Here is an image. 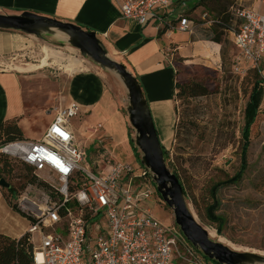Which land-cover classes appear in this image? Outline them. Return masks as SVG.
I'll return each instance as SVG.
<instances>
[{"label":"rangeland","instance_id":"374dc122","mask_svg":"<svg viewBox=\"0 0 264 264\" xmlns=\"http://www.w3.org/2000/svg\"><path fill=\"white\" fill-rule=\"evenodd\" d=\"M236 1L200 0L195 9L201 7L189 17L196 23L200 36L207 41L204 44L214 50L215 58L201 54L175 56L178 84L198 83L206 88L207 94H180L178 89L179 93L174 99L177 129L173 138L164 143L163 149L166 164L183 185L192 213L211 233V238L240 252L264 255V98L251 129L248 168L240 181L217 191L218 208L212 207V187L232 177L240 167L245 107L252 88V79L234 69L238 51L232 41V30L237 21L231 19L228 9ZM193 7L194 2L187 1L179 10L190 15ZM205 12L207 16L203 19ZM206 22H210V25L204 26ZM46 48L53 51L64 64L70 58L81 60L83 67L74 73L98 74L111 103L128 119V90L120 75L113 69L102 68L91 57L83 55L79 48L70 43L68 35L58 29L43 32L38 37L19 30L0 28V70L35 68L45 57ZM261 69L264 72V67ZM40 71L50 81L56 82V95H63L65 99L68 95V80L74 73L63 67L56 58H50L49 65ZM32 72L37 71L29 73ZM56 102L55 106H60V101ZM51 115L45 113L32 128L25 130L26 134L42 133ZM72 121L79 127L81 117L78 115ZM128 123L130 136L124 144L118 145L115 139H96L92 142V139L80 134L77 135L78 140L89 149L92 156L104 147L114 161L137 167L141 164L142 153L132 148L130 140L135 137L136 131L129 120ZM13 164V172L6 175L5 179L22 184L29 169L19 162ZM0 192L13 207L14 196L11 192L1 185ZM146 203L158 219L179 227L173 209L158 191ZM13 210L10 213L11 224L18 227L19 231H25L30 226L28 218L18 210ZM210 215H215L217 221L212 220ZM203 261L216 264L204 256Z\"/></svg>","mask_w":264,"mask_h":264},{"label":"built area","instance_id":"2783aa9c","mask_svg":"<svg viewBox=\"0 0 264 264\" xmlns=\"http://www.w3.org/2000/svg\"><path fill=\"white\" fill-rule=\"evenodd\" d=\"M118 1L122 16L142 26L160 19L158 10L184 4ZM253 1L264 5V0ZM230 13L238 20L232 30L238 51L234 69L240 74L250 68L263 73L264 12L238 4ZM193 25L181 15L171 29L193 32ZM48 112L53 118L41 139L0 147L3 154L33 167L48 185L29 184L13 201V208L30 222L24 234L34 264H206L179 227L165 224L147 206L157 193L149 168L114 161L104 147L92 156L79 142L72 121L79 115L76 104Z\"/></svg>","mask_w":264,"mask_h":264},{"label":"crops","instance_id":"0c3cea01","mask_svg":"<svg viewBox=\"0 0 264 264\" xmlns=\"http://www.w3.org/2000/svg\"><path fill=\"white\" fill-rule=\"evenodd\" d=\"M187 1L194 2L190 15L179 10ZM199 1L184 0V4L162 8L158 10L160 19L145 26L124 18L118 0H0V13L31 12L96 32L108 54L137 76L164 145L175 135L177 119L174 107L177 92L175 56L207 55L201 50L207 41L200 36L193 19L190 18L194 23L193 32L171 29V25L175 26L181 15L191 17L195 14L201 7L195 9ZM238 4L254 6L264 12V5L253 0H237L229 7L228 14ZM204 14L207 13H203V19ZM231 19L238 21L232 16ZM203 25L208 26L210 22ZM35 71L0 70V125L16 120L26 139H41L52 115L42 133L28 136L25 130L32 128L45 113L50 114L48 110L59 100L60 106H78L81 122L79 127L74 125L77 135H85L92 142L115 139L119 145L129 141L127 116L113 106L98 74H72L68 80V95L64 99L63 95L58 97L55 93L58 90L56 82L50 81L40 70ZM12 208L0 192V232L20 238L25 231H19L11 224Z\"/></svg>","mask_w":264,"mask_h":264},{"label":"water","instance_id":"95a60500","mask_svg":"<svg viewBox=\"0 0 264 264\" xmlns=\"http://www.w3.org/2000/svg\"><path fill=\"white\" fill-rule=\"evenodd\" d=\"M0 28L19 30L38 37H41L43 32L58 29L68 35L70 43L79 48L83 55L91 57L104 69L115 70L128 90V120L136 131L132 142L142 153L140 162L152 172L157 191L168 206L173 209L175 221L186 239L204 256L219 264H264V255L240 252L222 242L213 240L208 230L197 221L187 203L183 185L166 164L164 149L137 76L129 71L123 63L109 56L96 32L86 30L71 22L31 12L0 13ZM0 185L9 187L5 179L0 180Z\"/></svg>","mask_w":264,"mask_h":264},{"label":"trees","instance_id":"16d2710c","mask_svg":"<svg viewBox=\"0 0 264 264\" xmlns=\"http://www.w3.org/2000/svg\"><path fill=\"white\" fill-rule=\"evenodd\" d=\"M245 74H247V77H250L252 79V88L250 90L248 101L245 107V123L242 130L243 143L241 146V163L238 171L232 177L223 181H219L212 187V197L214 198L213 205L215 206L212 207L214 209L218 208V206H216V204H218V199L216 198L217 191L221 187L230 184H235L240 181L248 168V150L250 146L251 129L258 117L260 106L264 98V76L262 75L261 71L256 68L248 69ZM176 75L177 76L175 87L177 92L179 89L180 94H184L186 92H193L194 95L207 94L206 88L198 83L178 84V70L176 72ZM176 129L177 124L174 128L175 132ZM22 139L26 138L24 137L23 131L21 127L17 124L16 120H8L0 125V147L4 146L9 142ZM130 141L133 150L139 153L138 148L132 142V138ZM14 162H19L22 165L28 167L29 169L24 176V182L22 184H14L8 182L5 179L6 175L11 174L13 172ZM1 179H5V181L8 182L9 187H4L2 185L1 186L9 190L12 196H14V198L16 197V195H18L20 191L24 190L27 187L26 185L38 183L40 184V186L43 187L48 186L44 181L38 179V177L34 173L33 167L27 166L18 160H14L9 156L3 154L2 152H0V180ZM210 217L212 220L217 221V217L215 215H210ZM204 257L207 258L206 256ZM212 261H214L216 264H219L215 260ZM0 264H34L32 245L29 243L25 234L20 238H13L0 232Z\"/></svg>","mask_w":264,"mask_h":264},{"label":"bare ground","instance_id":"6f19581e","mask_svg":"<svg viewBox=\"0 0 264 264\" xmlns=\"http://www.w3.org/2000/svg\"><path fill=\"white\" fill-rule=\"evenodd\" d=\"M202 51H205V53L208 55V57H211L212 59L215 58L214 57V50H209V46L204 44L202 45ZM45 57L41 60V63L39 65H37L35 68H30V69H26L27 71H31V70H40L42 68H44L45 66L49 65V59L50 58H56L57 61L63 65V67H65L68 71H70L71 73L76 72L78 69L83 67L82 61L78 60L76 58H70L67 60V63H63V61L61 59H59L58 57L55 56V54L53 53V51H51L50 49L46 48L45 49ZM25 69H21V71H26ZM211 234V233H210Z\"/></svg>","mask_w":264,"mask_h":264}]
</instances>
